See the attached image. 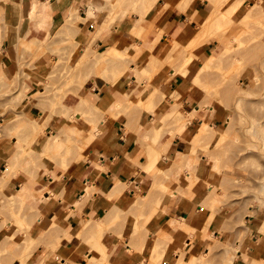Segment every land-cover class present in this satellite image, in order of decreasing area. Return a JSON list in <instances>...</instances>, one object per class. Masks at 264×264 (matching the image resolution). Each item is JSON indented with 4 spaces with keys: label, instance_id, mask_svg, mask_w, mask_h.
<instances>
[{
    "label": "rangeland",
    "instance_id": "rangeland-1",
    "mask_svg": "<svg viewBox=\"0 0 264 264\" xmlns=\"http://www.w3.org/2000/svg\"><path fill=\"white\" fill-rule=\"evenodd\" d=\"M94 1L100 3L103 9L97 13V17L90 19V23L98 31V36L93 45L89 47L83 46L82 43L75 39L74 30H77L76 27L79 22H86L83 19L87 15L90 0L84 1L81 12L79 9L72 11L69 22L66 20L57 24L54 28H58V31L54 32L53 37H51L52 31L50 30L52 22H46L41 26L37 19L40 16H37L36 13L31 14V18L38 21V27L47 31V43L39 47L33 42L25 45L26 52L31 53L33 57L30 58L29 62L24 63L22 67L24 69L36 70L45 77L44 93L41 94L40 91H37L38 94L36 96H32L29 93L30 85L25 80H32V78L28 73L22 72L24 78L20 87L15 82L6 81L5 83V79H3L0 71V113H4V122H0V128L15 127L10 135L17 138L16 143L13 144V149H16L10 159L20 151L21 155L19 154L16 163L19 166L18 172L22 171L27 174L31 179V184L35 185L34 188L32 186L31 193L28 192V194L22 196L20 199H16V204L12 200H9V196L18 194V190H22V187L25 186L16 187L11 182L14 176L10 179L7 186H4L3 189L0 188V264H37L40 243L33 239L32 232L33 224L37 222L39 217L34 209V204L38 200H44V192L36 188V185L40 181L38 178L44 173L46 167L50 169L53 165H59L63 169H67L68 166L66 165L68 163L70 166L72 163L87 161L90 150H93L99 139L101 140L105 136L101 132L106 134L117 119L113 115L114 120L112 119L111 121L108 117V121L106 117L109 115L103 114V116L102 111L95 106V101L81 98L85 94L84 91L88 81L94 79L96 76H105L109 80H112L115 76L112 73L117 69L128 70L130 76L134 74L137 77L141 93L137 97L126 96V103L118 105V112L125 115L146 109L154 112L156 107H150V96L147 101L142 99L153 86V81L156 80L157 75L166 67L169 70H174V76L171 77L173 78L176 76L175 74H177L178 69L188 63L186 62V58H184L183 52L180 55L179 52L171 51L164 62L152 56L149 66L146 68L148 72L143 76L140 71L141 68L132 70L131 63L134 57L131 54L134 51L130 53L129 49L125 51L120 48L118 52L113 49L106 51V47H100L96 44V40L100 35L113 30L116 24H121L124 15L126 16L128 13H133L140 17L143 16L142 18H144L146 14L143 11V4L140 3V0L138 4L135 3V0H123L122 2L119 0ZM186 1L188 0H175L172 6L168 5L169 8L166 7V9L164 7L162 13H169L173 9V6L174 8L186 9L189 7L188 4L193 0H190V3L187 5ZM203 1H208L212 4L217 13L215 14L214 10L213 13L207 14L206 20L208 21L205 23H216L222 19L220 22L224 21V24L227 26L214 28L209 31L208 35H204L206 39H204V43L201 41L202 43L198 49L203 50L204 47L205 50V44L210 42L213 36L220 41L227 38L229 44L225 54L219 61L211 57L204 62L200 58L203 69L199 72L200 68H197L199 73L196 74L195 84L205 95V99L200 102L201 109L206 111V105L214 97L220 98L219 103L225 110H228L229 116L224 118L221 125L218 127L211 126L215 128L216 133L225 134L228 132L229 136L227 137L229 140L226 138L221 145L205 142L202 143V146L199 145L195 151L186 149L185 154L182 155L181 163H178L176 158L164 156L156 152L158 160L150 168V173L156 178L151 193H160L169 198L174 196L176 192L172 190L173 186H179L180 181H182V183H186L189 186L188 190L192 194H196L204 200L201 202L202 208H206L212 213L206 222V228L211 223H215L216 227L214 230H217L218 233L217 237L214 234L208 238L206 231L204 232L203 236L208 248V254L203 252L199 258H195L194 256L187 257L183 254L177 264H242L239 261L237 251L241 250L242 254L244 252V260L248 259L246 252L250 250L253 244L251 228L255 224L257 225L259 220L264 219V53H259V46L262 43L261 36H248L257 32H264V4L259 5L254 2L255 0H252V4L255 7L253 9L247 4L246 6L251 9L252 13L256 14V17H248L249 19L247 18L239 24L241 31L234 33V36L226 37L237 26L227 11L232 10V6L236 5L239 0ZM9 2V0H0V46L2 45L3 31L7 27L5 20L9 9ZM217 8H220V11ZM131 17L133 16L131 15ZM66 24H69V29H66ZM202 29L203 26L200 27V31ZM176 49L179 51L178 44L174 50ZM248 49H254L249 56L251 60L250 65L262 66L260 68L255 66L252 69L254 78L243 82V79H245V68L243 62L238 61V58ZM137 50L135 49V51ZM201 50L196 55L198 58L200 53L204 51ZM47 52L53 54L50 66H48L49 59ZM233 57H235L233 65L229 69H224L222 67L223 62L227 59L232 60ZM259 58L262 59L261 62H259ZM1 59L0 57V61ZM101 60L106 61L107 64H98ZM44 67H46L47 71L42 72ZM106 72L107 74H105ZM111 74L112 79L110 77ZM199 76L201 81L197 80ZM143 82L146 83V87L142 88ZM69 93L80 97L81 101L79 110H76L74 114L70 113L63 104L64 98ZM179 95V91L175 93L171 92L169 95L168 102H174V106L169 112L168 117L164 119V125H167L166 127L177 126L178 131L183 132L192 125V121L198 115L196 110L191 113L183 109L182 104L179 103V99L176 98ZM222 96L223 99H221ZM7 97L9 100L5 102L4 99ZM25 98H29V100L24 102ZM164 98L167 97H165L163 90L158 91L155 97L156 105ZM37 100H40L38 110L42 115L36 113L32 118H26L24 110L30 104L34 106ZM4 103L7 104L5 108ZM88 106L93 109L90 110ZM49 108L50 110L48 111ZM8 110L14 111L16 115L13 118H8L6 114ZM56 114L63 116L62 128L57 126L53 129L55 132L46 133L45 127L50 125L51 117ZM97 114L100 115L101 119L99 120L101 122L98 120L100 117ZM197 118L201 119L200 116ZM200 125L194 128L195 132H197L195 136L199 134L203 126H206V123L203 122L202 126ZM41 134L43 135V139L41 142H38V137ZM194 137L189 144H195L194 140L196 138ZM157 139L158 136L155 137V141ZM79 152L83 153L84 157H81ZM9 160L0 169V180L3 171L8 167ZM45 163H49V166ZM45 172L47 173L48 171ZM47 174L51 176V173ZM54 178L56 177L54 176ZM45 184L48 185V182ZM51 189L48 188L47 191L52 194L53 191ZM139 198L144 200L145 203L151 199L150 197L144 199L143 196ZM9 201L12 203H10V206L8 205ZM81 205L82 202L76 203L78 212H80ZM77 213L71 211L70 216H75ZM173 222L177 221L174 220ZM109 223L106 225L101 222L96 226L95 231L92 230L91 232L88 227L95 226L96 224L89 220L85 221V219L81 222L78 237L82 241H86L90 245L91 250H96L97 253L93 256H100V260L97 261L96 258L90 260L84 254L87 264H94V262L95 264H109V255H107L109 242L103 241V235L115 233L118 226V217L113 219L112 216ZM263 230L264 226L262 227ZM138 232L139 230L135 232V235ZM260 232H258L259 236L261 235ZM121 239L123 240V238ZM140 241L137 244L133 240H129L127 244H129L133 251L137 250L144 253L146 244H143V239H140ZM103 246H105L104 249ZM240 246L243 247L240 248ZM244 246H246L245 250L243 249ZM53 255L57 262L61 264L63 258L61 253L57 252L53 253ZM150 256V264L162 263L157 246ZM67 262L72 261L68 259ZM72 263L77 264L75 262ZM253 263L260 264L258 261Z\"/></svg>",
    "mask_w": 264,
    "mask_h": 264
},
{
    "label": "crops",
    "instance_id": "crops-1",
    "mask_svg": "<svg viewBox=\"0 0 264 264\" xmlns=\"http://www.w3.org/2000/svg\"><path fill=\"white\" fill-rule=\"evenodd\" d=\"M9 1L5 20L7 27L3 31L2 45L0 46L1 75L5 79V83L6 81L15 82L21 87L24 78L22 72L28 73L32 80H25V82L27 81L30 85L29 93L36 96L37 91H40L41 94L44 93L46 79L38 71L22 67L33 57L31 53L26 52L25 45L33 42L39 47L47 43V31L40 29L38 21L31 18L34 4L35 10L39 9L41 12L43 6L47 5L48 8L44 10L45 23L52 22L50 30L52 31L51 37H53L54 32L58 31V28L54 27L60 22L69 20L73 10L79 9L81 12L85 0ZM174 2L175 0H158L153 10L146 13L147 17L144 18L128 13L121 24H116L113 30L100 35L96 44L102 48L106 47V51L111 50L114 46L126 51L133 49L134 45H138L139 49L131 54L134 57L131 69L141 68L140 71L148 68L152 56L164 62L174 48L173 42L179 45L181 54L184 47L199 33L200 27L206 22V15L213 13L215 9L208 1L193 0L186 9L172 7L173 9L168 14H163L164 6L166 4L173 5ZM254 2L259 5L264 4V0H255ZM252 3V0H243L240 8L232 15V20L237 26L226 37H231L234 33L241 31L239 24L249 16L256 17V14L246 6L249 4L252 7ZM86 17L87 15L84 18ZM37 19L41 20V18ZM85 21V23H78L74 34L78 42L89 47L95 42L98 31L90 23L91 20ZM248 36H261L262 43L259 46V53H264V32ZM228 44L227 38L220 41L214 36L211 37L210 42L206 43L205 50L200 53L199 58L186 75L179 73L171 78L174 76V70L164 67L142 99L147 101L151 93L163 90L167 98L160 101L154 112L147 109L136 111L130 115L118 112L119 109L116 105H124L126 96L137 97L141 93L137 77L134 74L130 76L128 70L119 68L118 70H124V73L113 84L105 76V78L96 76L88 81L85 94L81 98L95 101L96 105H94L104 112L103 114L116 115L117 119L105 136L96 143L95 148L90 150L87 161L72 163L67 169H63L59 165H53L50 169L46 167L45 171L51 173V176H48L44 171L38 178L40 181L36 188L44 192V200H38L34 204V209L39 217L33 224L32 232L33 239L40 243L37 264H59L53 257V253L57 252L63 256L61 264H73L72 262L87 264L84 254L90 260L96 258L99 261L100 256H93L97 253L96 250H91L90 245L78 237L80 224L84 219L96 224L88 227L92 232L101 222L106 225L110 224V218L115 215L118 217L115 233L103 235V241L109 242L107 248L109 264H150V255L156 246L162 260L161 264H177L183 254L195 258L202 256L203 252L208 254L204 232L206 231L208 238L214 234L217 237L218 232L214 230L215 223H211L206 228V222L212 213L206 208H202L201 202L204 200L198 195L192 194L188 190L189 186L182 181L179 186H173L172 190L176 192L169 198L160 193H151L156 178L147 170V167L150 165V155L153 151L176 158L177 162L181 163L187 144L197 133L194 130L197 125L201 124L200 126H202L203 122H207L210 126L218 127L224 118L229 116L228 110H225L219 103L220 98L212 97L211 102L206 105V111L201 109L200 102L205 99V95L195 84L197 68H201L202 65L200 58L205 61L214 57L219 61L225 54ZM252 51L254 49H248L238 58V61L243 62L245 68L243 82L254 78L252 69L255 66L259 68L262 66L250 65L249 56ZM47 57L49 59L48 66H50L53 54L47 52ZM234 61V57L232 60H225L222 67L229 69ZM261 61L262 59L259 58V62ZM99 64H107V62L101 60ZM45 71H47L46 67L42 69V72ZM145 84L142 83V88L146 87ZM176 91L180 93L179 103L182 104L183 109L191 113L196 110L197 115L201 117L198 119L197 116L192 121V125L183 132H179L177 126L166 127L167 125H164V119L168 117L174 106V102H168L169 95ZM168 93L170 94L167 96ZM4 100L6 102L9 99L7 97ZM28 100L29 98H25L24 102ZM39 101H35L34 106L30 104L24 110L26 118L30 119L36 113L42 115L38 110ZM63 104L70 113L74 114L80 108V97L69 93L64 98ZM5 106H7L6 103H4V108ZM3 114L0 113V122H4ZM6 114L8 118H13L16 115L11 110H8ZM62 122L63 116L53 115L50 125L45 127L46 133L55 132L53 129L57 126L62 128ZM14 128V126L0 128V169L16 149H13V144L16 143L17 138L10 135ZM156 136L158 139L155 141ZM42 139L43 135L41 134L38 137V142H41ZM45 164L49 166V163ZM11 182L16 187L28 186L31 189L32 186L33 188L35 186L31 184L30 177L22 171L18 172ZM46 182L48 185L45 184ZM48 188H52L54 194L47 191ZM55 195L56 197H54ZM141 196L144 199L148 197L151 199L145 203L139 198ZM81 202V209L78 212L76 203ZM71 211L78 213L71 217ZM174 220L177 222H173ZM171 222L173 223L171 224ZM263 226L264 219L259 220L257 225L255 224L251 228L253 244H250L251 248L246 252L247 260H244V252L242 254L241 250L237 251L242 264H253L255 261L264 264ZM138 230V234L135 235ZM193 230L195 232H191ZM259 231H261L260 236ZM140 239H143V244H146L144 253L133 251L127 244L129 240L139 244ZM245 248L246 246L243 249L245 250ZM68 259L72 262H67Z\"/></svg>",
    "mask_w": 264,
    "mask_h": 264
},
{
    "label": "bare ground",
    "instance_id": "bare-ground-1",
    "mask_svg": "<svg viewBox=\"0 0 264 264\" xmlns=\"http://www.w3.org/2000/svg\"><path fill=\"white\" fill-rule=\"evenodd\" d=\"M120 2H122L123 0H119ZM134 1V0H133ZM192 1V0H191ZM114 2V1H113ZM242 2H243V0H239V2L236 4V5H234V6H232L233 8H232V10L230 9V10H228L227 12H229L228 13V15L229 16H232L233 15V13H236L237 12V10L240 8V6L242 5ZM135 3L136 4H138L139 3V0H135ZM140 3L141 4H143V11L145 12V14L146 13H150L152 10H153V8H154V6L156 5V3H158V0H140ZM188 3H190V0H188V1H186V5L188 4ZM167 6H164L165 8L166 7H168V4H166ZM188 5H190V4H188ZM249 5V4H248ZM137 6V5H136ZM172 6V5H171ZM89 7H90V9H89V11H88V13H87V17L86 18H84L83 20H90V19H94L95 17H97V13L99 12V11H102V6H101V4L100 3H96V1H91L90 2V4H89ZM253 7H254V4H252V9H253ZM46 8H48L47 7V5H44L43 6V11L41 12V11H39V9L37 10V11H35L34 12V10H35V5H34V9H32V12H31V14H34V13H36L37 14V16H40V18H41V20L39 21V24L41 25V26H43L44 24H45V15H44V10L46 9ZM169 8V7H168ZM173 8H174V6H173ZM255 8V7H254ZM167 9V8H166ZM218 9V8H217ZM220 9V8H219ZM218 9V10H219ZM217 10V11H218ZM220 11V10H219ZM218 11V12H219ZM231 11V12H230ZM233 11V12H232ZM167 14H168V12H166ZM165 13V14H166ZM126 14V13H125ZM215 14H217L216 13V10H215ZM226 15H227V13H226ZM124 17H125V15H124ZM144 17H145V15H144ZM216 17V16H215ZM214 17V18H215ZM250 17V16H249ZM209 18V17H208ZM221 18V17H220ZM220 18H217V19H220ZM211 19V18H210ZM226 19V18H225ZM245 19V18H244ZM249 19V18H248ZM222 20V19H221ZM220 20V21H221ZM223 20H224V18H223ZM70 21V19L67 21V22H69ZM206 21H208V20H206ZM213 21H215L214 19H213ZM216 22V23H209V24H206V23H204L203 24V29L199 32V34L195 37V38H193L192 40H191V42H189V44H187L186 46L187 47H185V50L183 51V53H184V58H186V62H188V63H186L185 64V66H183V67H181V68H179L178 69V71H177V74H179V73H182V74H187L188 73V71L190 70V67L196 62V60H197V58H198V56H196L197 55V53L201 50H199L198 49V47H199V45L202 43L201 41H203V43H204V39H206V37L204 38V35L206 36V34L209 32V31H211V30H213L214 28H219V27H222V26H227L226 24H224V21L223 22ZM209 22H210V20H209ZM85 23V22H84ZM229 27V26H228ZM227 27V28H228ZM70 28V26H69V24H66V29H69ZM139 29V28H138ZM223 30V29H222ZM227 30V29H226ZM139 31H140V29H139ZM137 33V32H136ZM212 33V32H211ZM209 34V33H208ZM207 34V35H208ZM135 36V35H134ZM162 36V35H161ZM232 36H234V35H232ZM139 37H140V35H139ZM201 38H203V40H201ZM241 39V38H240ZM139 40V39H138ZM141 42V41H140ZM245 42V41H244ZM174 43V42H173ZM206 45V44H205ZM176 46H177V43H175V45L173 46L174 48H176ZM202 46H204V45H202ZM174 48L172 49V51H174V52H179L177 49L176 50H174ZM200 48V47H199ZM234 48V47H233ZM247 48V47H246ZM113 50H115L116 52H118V51H120V49L118 48V47H113L112 48ZM135 49L137 50V49H139V46L138 45H134V47H133V49H129V52L130 53H132L133 51H135ZM241 49V48H240ZM199 50V51H198ZM203 50H204V47H203ZM203 50H201V51H203ZM242 50V49H241ZM182 54V53H181ZM180 54V55H181ZM245 57V56H244ZM179 58V57H178ZM183 58V57H182ZM235 58V57H234ZM247 61V60H246ZM205 62V61H204ZM100 62H98V64H99ZM191 63V64H190ZM158 69H160V68H158ZM203 69V65L201 66V68H200V70H199V72H201V70ZM242 69V68H241ZM114 71V70H113ZM109 72V71H108ZM112 72V71H111ZM110 72V73H111ZM146 72H148L147 70H146V68L145 69H143L142 71H141V74H142V76L146 73ZM156 72V71H155ZM198 72V73H199ZM123 73H124V70H116L114 73H112V74H115V76H114V78L113 77H111L112 76V74L110 75V77H111V81L113 82V83H115L116 81H118L120 78H121V76L123 75ZM151 73H152V71H151ZM105 74H107V72L105 73ZM177 74H175V75H177ZM109 75V74H108ZM202 79V78H201ZM197 80H200V76L198 77V79ZM201 81V80H200ZM220 82V81H219ZM112 83V84H113ZM202 84V83H201ZM200 84V85H201ZM217 84V83H216ZM221 85V84H220ZM217 86V85H216ZM204 87V86H203ZM177 90V89H176ZM179 90V89H178ZM175 93V92H174ZM157 94V93H156ZM156 94L155 93H151V95H150V107L151 108H155V107H157V105H156V102H155V97H156ZM174 98V97H173ZM176 98L177 99H179V97H177L176 96ZM141 99V98H140ZM84 101V100H83ZM140 101H142V100H140ZM182 102V101H181ZM87 103H88V101H87ZM87 103H85V104H87ZM84 104V105H85ZM118 105L119 104H117L116 106L118 107ZM86 107V106H85ZM89 107V106H88ZM88 109V108H87ZM89 109L90 110H92L90 107H89ZM95 110V109H94ZM85 112V111H84ZM95 112V111H94ZM98 113V112H97ZM102 113V115H103V113L104 112H101ZM263 115V114H262ZM97 116L98 117H100V115L99 114H97ZM104 116V115H103ZM114 116H116V115H114ZM108 117H109V119L112 121V119L114 120V118H113V116L112 115H110V116H107L106 118H107V120H108ZM117 117V116H116ZM106 118H104L105 120H106ZM99 119H101V117L100 118H98V120ZM104 119H102V120H104ZM116 119V118H115ZM104 120V121H105ZM100 121V120H99ZM109 121V120H108ZM101 122V121H100ZM254 122V121H253ZM206 123V126L204 127H202L201 129H200V131H199V134L198 135H196L194 138H196L194 141H195V144H187V147H186V149L187 150H189V151H195L196 149H197V147L200 145V146H202V143H205V142H209V144L212 142V143H215L216 145H221L222 144V142L227 138L228 139V137L227 136H229L228 135V132H226L225 134H220V133H216V131H215V128L214 127H212V126H210L207 122H205ZM257 124V123H256ZM207 126H208V129H207ZM219 131V130H218ZM172 132H173V130H172ZM229 132H230V130H229ZM101 133H103V136L105 135L104 134V132H101ZM106 133V132H105ZM253 134V133H252ZM102 135V134H101ZM215 135H217V136H215ZM98 138V137H97ZM99 138H100V136H99ZM143 139V138H142ZM100 140V139H99ZM229 140V139H228ZM97 141H98V139H97ZM80 142H82V141H80ZM94 142H96V141H94ZM83 143V142H82ZM228 143V142H227ZM77 147V146H76ZM21 151H23V150H21ZM20 151H18L10 160H9V164H8V167H7V169L6 170H4L3 171V175H2V177H1V180H0V188H4V186H7V184H8V182H10V179L12 178V177H14V176H16L17 174V172H18V167L19 166H17L18 164H16L17 163V160H18V156H19V154L21 155V153H19ZM43 152H46V151H43ZM82 152V151H81ZM80 153V152H79ZM81 154V153H80ZM83 154V153H82ZM81 154V157L83 156ZM84 157V156H83ZM53 158V157H52ZM150 160H149V163H151V165H149L148 167H147V170L149 171V172H151V167L154 165L153 163H156L157 162V160H158V155H157V153H156V151H153L152 153H151V155H150ZM81 159V158H80ZM151 161V162H150ZM76 162V161H75ZM19 163V162H18ZM69 164V163H68ZM66 165V166H68L69 167V165ZM17 166V167H16ZM17 170V171H16ZM122 188V187H121ZM120 188V189H121ZM30 188L28 187V186H25V187H22V190H18V194H14V195H12V196H9L10 197V201L12 200L14 203L16 202V199H20L22 196H25L26 194H28V192L29 193H31L30 192ZM151 192V191H150ZM168 193V192H167ZM61 197V196H60ZM9 201V206H10V202ZM138 203V202H137ZM12 204V203H11ZM16 204V203H15ZM15 206V205H14ZM144 206V205H143ZM1 208H2V206H1ZM142 209V208H141ZM4 210V209H3ZM2 210V211H3ZM11 210V209H10ZM1 212V211H0ZM139 212V211H138ZM10 214V213H9ZM5 216V215H4ZM138 216V215H137ZM117 218V216L115 215V216H113V219H116ZM29 224V223H28ZM27 229V228H26ZM0 231H1V229H0ZM98 238V237H97ZM98 240V239H97ZM9 245V244H8ZM106 246V245H105ZM105 246H103V249H104V247ZM107 247V246H106ZM100 248H101V246H100ZM102 249V248H101ZM11 250V249H10ZM240 252V251H239ZM10 254V253H9ZM12 257V256H11ZM94 262V261H93ZM256 262V261H255ZM90 264V263H89ZM94 264H95V262H94ZM100 264V263H99ZM254 264V263H253ZM255 264H257V263H255Z\"/></svg>",
    "mask_w": 264,
    "mask_h": 264
}]
</instances>
